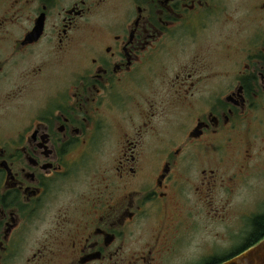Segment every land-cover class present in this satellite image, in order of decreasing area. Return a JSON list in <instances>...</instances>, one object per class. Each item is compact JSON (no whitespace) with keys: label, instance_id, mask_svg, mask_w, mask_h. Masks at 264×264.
I'll use <instances>...</instances> for the list:
<instances>
[{"label":"flooded vegetation","instance_id":"flooded-vegetation-1","mask_svg":"<svg viewBox=\"0 0 264 264\" xmlns=\"http://www.w3.org/2000/svg\"><path fill=\"white\" fill-rule=\"evenodd\" d=\"M263 95L264 0H0V264H165Z\"/></svg>","mask_w":264,"mask_h":264},{"label":"rangeland","instance_id":"rangeland-1","mask_svg":"<svg viewBox=\"0 0 264 264\" xmlns=\"http://www.w3.org/2000/svg\"><path fill=\"white\" fill-rule=\"evenodd\" d=\"M106 13L103 10L97 16L109 18L111 13ZM252 102L249 112L254 118L248 132L231 134L232 143L222 151L225 157L235 152L239 153L237 158L245 157L243 172L234 171L231 164L217 167L214 182L206 184L211 188L209 193H197L205 200L197 207L192 205L196 208L190 214L178 253L165 264H205L232 253L244 244L251 231V219L264 213V95L252 98ZM192 192L188 197L194 202Z\"/></svg>","mask_w":264,"mask_h":264},{"label":"trees","instance_id":"trees-1","mask_svg":"<svg viewBox=\"0 0 264 264\" xmlns=\"http://www.w3.org/2000/svg\"><path fill=\"white\" fill-rule=\"evenodd\" d=\"M264 236V213L255 215L251 219V231L249 232L248 236L245 238L244 244L234 250L232 253L219 257L213 258L212 260L206 262L205 264H218L222 261H225L238 253L242 252L243 250L247 249L248 247L254 245Z\"/></svg>","mask_w":264,"mask_h":264},{"label":"water","instance_id":"water-1","mask_svg":"<svg viewBox=\"0 0 264 264\" xmlns=\"http://www.w3.org/2000/svg\"><path fill=\"white\" fill-rule=\"evenodd\" d=\"M218 264H264V236L254 245Z\"/></svg>","mask_w":264,"mask_h":264}]
</instances>
